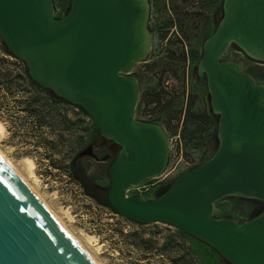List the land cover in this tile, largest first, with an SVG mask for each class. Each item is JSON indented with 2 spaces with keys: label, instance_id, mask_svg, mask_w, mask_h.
Masks as SVG:
<instances>
[{
  "label": "water",
  "instance_id": "water-1",
  "mask_svg": "<svg viewBox=\"0 0 264 264\" xmlns=\"http://www.w3.org/2000/svg\"><path fill=\"white\" fill-rule=\"evenodd\" d=\"M147 18L146 0H73L62 19L52 0H0V39L36 84L80 107L98 139L119 148L107 190L118 215L177 228L228 264H264V211L243 224L212 217L226 198L264 202V87L220 60L235 46L264 64V0H223L198 64L217 116V148L154 201L125 196L160 175L168 158L164 132L134 120L138 89L126 76L149 52ZM0 264H94L1 157Z\"/></svg>",
  "mask_w": 264,
  "mask_h": 264
},
{
  "label": "rangeland",
  "instance_id": "rangeland-1",
  "mask_svg": "<svg viewBox=\"0 0 264 264\" xmlns=\"http://www.w3.org/2000/svg\"><path fill=\"white\" fill-rule=\"evenodd\" d=\"M72 1L52 0L54 17L64 18ZM2 46L0 39V77L8 74L10 79L23 67L4 56ZM220 60L239 65L241 72L264 87L263 63L248 58L235 46H230ZM11 85L12 89L7 91L6 85L0 83V122L5 126V132L0 136V150L98 264H170L168 259H160L156 250L145 254L133 245L136 240H152L158 250L171 241L165 251L171 261L186 256L187 263L184 264H223L203 245L181 240L173 227L153 224L137 228L87 197L82 186L70 177L71 161L80 160L94 183L107 191L110 184L108 168L116 152L109 151V142L98 139V127L77 109L54 103L45 92L29 89L23 81L13 79ZM215 130L213 126L212 141L207 146L186 143L176 146L175 136L166 137L168 158L165 169L160 175L131 187L128 195L144 201L157 199L172 182L214 154L217 148ZM92 134L94 143L90 145ZM25 159L33 161L37 183L28 175ZM253 207L252 200L226 198L213 204L212 217L243 224L253 218ZM131 233L138 236L135 241L127 238ZM193 258L197 261H192Z\"/></svg>",
  "mask_w": 264,
  "mask_h": 264
},
{
  "label": "flooded vegetation",
  "instance_id": "flooded-vegetation-1",
  "mask_svg": "<svg viewBox=\"0 0 264 264\" xmlns=\"http://www.w3.org/2000/svg\"><path fill=\"white\" fill-rule=\"evenodd\" d=\"M150 48L144 60L126 76L137 84L134 120L158 126L176 146H207L217 118L212 113L206 77L198 64L203 44L211 37L223 14V0H146ZM215 120V121H214ZM109 151L119 149L111 140ZM253 217L264 202L252 200Z\"/></svg>",
  "mask_w": 264,
  "mask_h": 264
},
{
  "label": "trees",
  "instance_id": "trees-1",
  "mask_svg": "<svg viewBox=\"0 0 264 264\" xmlns=\"http://www.w3.org/2000/svg\"><path fill=\"white\" fill-rule=\"evenodd\" d=\"M3 46H2V53L4 56L9 57L11 59H13L16 63L22 65L23 70L20 72V70H17V74L13 77V78H8V74L6 75H1L0 77V83L6 85V89L7 91L12 89V80H17V81H23V83H25V86L28 87L29 89H32L34 91H42L45 92L47 94V96L56 104H61L64 106H70L74 109H77L84 117H86L88 120H90V122L94 125L97 126L96 123L78 106L72 105L70 103H68L67 101L55 96L50 90L48 89H44L42 87H40L38 84H36L28 75L27 72V68L25 66V64L18 60L17 58H15L6 48V46L4 45V43L2 42ZM2 63H6L5 61H2ZM10 66H16V64H10ZM24 91V90H23ZM12 94V93H9ZM93 134L91 135L90 138V142L89 144L92 145L94 143V137H92ZM80 156H78L79 158ZM69 174L70 177L78 184L81 185L85 195L93 200H95L96 202H98L101 206L108 208L113 214L119 216L121 219L127 221L128 223H130L131 225L137 227V228H145L148 225H140L132 220H129L127 218H124L120 215H118L113 209L112 207L109 205L108 200H107V191H104L101 187H99L97 184L94 183V181L88 176L87 174V170L85 168V166L83 165V163L80 160L77 159H73L69 165ZM166 225V224H163ZM169 226V225H167ZM172 227V226H169ZM174 228V227H173ZM176 230V235L177 237L181 238V240H185L188 243L189 241H193L196 243H199L201 245H203L205 248V250L209 249L212 253L215 254V256L218 257L219 261L223 264H228L225 260H223V258L212 248H210L209 246H207L206 244H204L203 242L189 236L188 234L180 231L177 228H174ZM143 233V232H141ZM140 233V234H141ZM158 235V234H156ZM132 238L135 241V238H138V236L134 233H131L130 235H128L127 237ZM168 243L164 244L159 250L156 249V243L152 240H141L140 242L138 240H136V247L142 249L143 251H145V254H148L151 251H157L159 254L157 255L158 257H160V259H168V262L170 264H184L186 262L185 257L183 256L182 260L181 257L179 258V260H173L171 261L168 257H169V253L165 252L166 249L170 246V244H172L171 241H167ZM190 250V248H189ZM142 253V251H140ZM161 252V253H160ZM193 256V255H192ZM192 261L196 262L197 260L195 258L192 259ZM187 263V262H186Z\"/></svg>",
  "mask_w": 264,
  "mask_h": 264
},
{
  "label": "bare ground",
  "instance_id": "bare-ground-1",
  "mask_svg": "<svg viewBox=\"0 0 264 264\" xmlns=\"http://www.w3.org/2000/svg\"><path fill=\"white\" fill-rule=\"evenodd\" d=\"M5 132V126L2 122H0V136ZM0 157L3 161L8 165V167L15 173V175L19 178V180L26 186V188L33 194V196L42 204V206L46 209V211L56 220V222L71 236V238L75 241V243L81 248V250L90 258V260L94 264H98L95 258L87 251V249L83 246V244L70 232V230L63 224V222L59 219V217L50 209V207L44 202L41 196L38 194L36 189L29 183L27 178H25L14 166L11 162L5 157V155L0 150ZM24 165L27 169V173L29 176L34 178V183L36 182V177H34V163L30 159H25ZM28 176V177H29ZM30 177V179H31Z\"/></svg>",
  "mask_w": 264,
  "mask_h": 264
},
{
  "label": "built area",
  "instance_id": "built-area-1",
  "mask_svg": "<svg viewBox=\"0 0 264 264\" xmlns=\"http://www.w3.org/2000/svg\"><path fill=\"white\" fill-rule=\"evenodd\" d=\"M131 188V187H130ZM130 188L128 189V190H126V192H125V196L126 197H129V195H128V193H129V191H130ZM143 188V187H142ZM137 191H140V189H137Z\"/></svg>",
  "mask_w": 264,
  "mask_h": 264
}]
</instances>
